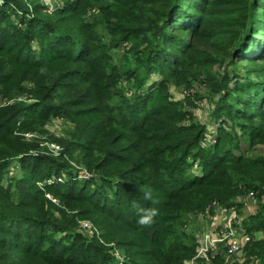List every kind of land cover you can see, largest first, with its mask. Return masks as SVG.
<instances>
[{"label":"trees","instance_id":"obj_1","mask_svg":"<svg viewBox=\"0 0 264 264\" xmlns=\"http://www.w3.org/2000/svg\"><path fill=\"white\" fill-rule=\"evenodd\" d=\"M14 1L0 5V97L26 100L0 104V264H185L193 212L250 190L259 200L241 220L252 236L241 264H264V152L254 151L264 0H63L50 11L36 1L30 12ZM171 85L186 94L174 98ZM205 88L218 96L217 126L201 147L206 128L190 108ZM54 119L69 123L65 135ZM34 130L60 143L56 156L22 134ZM133 201L158 209L150 226L138 225ZM209 257L195 262L227 264Z\"/></svg>","mask_w":264,"mask_h":264},{"label":"rangeland","instance_id":"obj_2","mask_svg":"<svg viewBox=\"0 0 264 264\" xmlns=\"http://www.w3.org/2000/svg\"><path fill=\"white\" fill-rule=\"evenodd\" d=\"M16 1L20 2L19 4L23 3L24 6H25V9L29 10L28 12H30V10H32V8H33L32 4L35 3L36 1L42 2V4L46 8V11H50V9H52L53 7L60 6L62 4L63 0H47V2H46V0H16ZM3 2H4V0H0V5L3 4ZM15 4L16 3H15L14 0H9L8 7H13ZM24 6L21 7L20 10H23L22 8H24ZM33 44H34V46H36L37 45V41H35V43H33ZM260 63L262 64V62H260ZM263 68H264V62H263ZM252 75H249V76L253 77ZM151 77L153 79H155V78L158 77V74H154L153 73V74H151ZM191 89L194 91V88H191ZM170 90L173 92L174 98H182L186 94V91H184L183 89H175L172 85H171ZM201 91L204 92L203 96L200 97L199 99H196L195 100L196 105L192 106L190 109H191V111H193V113L196 116V118L198 120H200V122L206 128L207 135H203L202 136V138L199 140V144H200L201 147H207L209 145H213L214 142H215V138H214V142L209 140V138H211L212 136H214L216 134V128L215 127L217 126V123L215 122V119H214L213 107H215V105H216V102L218 100L217 99L218 96H217V94H215V92H213L212 94H209L207 88H205L204 90H201ZM23 97H25V100H26V93L21 94V95L12 96L9 99H5V98L0 97V104L8 103V102H10L12 100H17V99L19 100V99H21ZM31 99L32 98H30V100ZM50 122H52V123H50ZM50 122H49L50 123V127L54 128L56 130L54 132V135L55 134L57 135L60 132L61 133L63 132V134L66 133L67 128L69 126V123L62 122L61 120H56V119H54V121H50ZM22 134L24 136H26V137H31V138L35 139L37 141L38 145H39V151L42 152V153H47V154H49L51 156H56L59 153L60 149H61L60 143L58 141H55V140H52V139L49 138V136L51 135L49 132L46 133V134H44V133L41 134L37 130H34V131H31V132L23 131ZM242 137H244V138L240 139L241 147H243L244 144L248 140V138H247L248 136H246L245 133H244V135ZM261 150H263V152H264V141H256L254 151L259 152ZM188 159L191 161L192 157H189ZM197 161L198 160L196 159V162ZM189 168H190L189 170L191 172H194V173H195V171L198 172V173L201 171V168L199 167V164H195V162H193V164H191V166ZM79 174H80V177H83V175H85L84 177H90L91 176L90 172H84L83 171V173H79ZM53 176H55V174H53ZM66 177H67V173H62L61 175L58 174L56 179L60 180V181H67ZM52 181H53V179L49 178L46 181V183L49 184ZM37 183H38L39 186H41V187L43 186L41 180H38ZM78 186H79V184H76L75 187L77 188ZM246 195H247V193L235 196L232 199L231 203L235 202V200H239L240 198L245 197ZM44 197L47 198V199H51L55 203L58 202V197L55 196L54 193L52 191H50V190H46L44 192ZM255 200H259V199L256 198ZM219 205H222V204L218 200L213 199L209 203H207L205 208L199 209L198 211L193 212V214L188 218L187 227L186 228H187L188 231L193 232V234L196 237L195 254L197 253V247H200V244H201L202 240L205 238V236L213 235V233H215L216 230L218 229L219 224L218 225L214 224L215 223V218L214 217L213 218H209V217H210L211 208H217V207H219ZM239 206H240L239 203H236V210H238ZM255 206L257 207V202H256ZM246 209L247 208H245L243 212L242 211L240 212L241 213L240 214L241 217L244 216L245 212H247ZM68 211H70L72 213H77L76 209H70ZM206 215H207V217H206ZM246 215H248V213H246L245 216ZM75 218H76V221L78 222L80 228L81 227H85V228L89 229L90 231H92L93 233L98 234V229L96 228V223H94L91 220V218H89V216L76 215ZM100 240H102V239H100ZM114 249H115V252L117 253L118 248H116L114 246ZM209 252L207 253V256H206L207 258L203 257L204 259L209 260L208 259ZM215 252L220 254V256L223 258L224 262H226L227 264H230V263L235 262V261H237L239 264L242 263V261L235 260L234 257L229 256V254L226 252L225 248H223L219 244L215 248V251L212 252L211 254L215 255ZM220 252L224 253V254H221ZM243 252H244V259H245V257L247 255L245 254L244 246H243ZM227 256L231 257V258H229L228 261L225 260V258ZM190 259H188L185 264H188ZM194 264H196V262Z\"/></svg>","mask_w":264,"mask_h":264},{"label":"built area","instance_id":"obj_3","mask_svg":"<svg viewBox=\"0 0 264 264\" xmlns=\"http://www.w3.org/2000/svg\"><path fill=\"white\" fill-rule=\"evenodd\" d=\"M209 140L214 142L213 136ZM245 197L255 198L256 195L254 191L250 190ZM239 200H235L231 205H219V208L222 210H230V215L222 224H219L218 229L213 235L205 236L200 247H197V253L190 259L188 264H194L197 257H206L209 251V254L214 252L218 244L225 248L229 256L234 257L235 260H244L243 245L252 236L241 226V220L244 216L241 217L238 210H236V203ZM262 200L264 201V196ZM255 201L258 206V200ZM256 208L254 205L252 211L254 212Z\"/></svg>","mask_w":264,"mask_h":264},{"label":"clouds","instance_id":"obj_4","mask_svg":"<svg viewBox=\"0 0 264 264\" xmlns=\"http://www.w3.org/2000/svg\"><path fill=\"white\" fill-rule=\"evenodd\" d=\"M46 71L47 70L44 67L40 69L41 74H44ZM141 190L143 191L144 200L153 199V190L150 187H145ZM132 208L135 210V213L138 216L137 223L140 226H150L154 222V218L159 214L158 209L151 207H143L135 201H133L132 203Z\"/></svg>","mask_w":264,"mask_h":264},{"label":"crops","instance_id":"obj_5","mask_svg":"<svg viewBox=\"0 0 264 264\" xmlns=\"http://www.w3.org/2000/svg\"><path fill=\"white\" fill-rule=\"evenodd\" d=\"M239 203V208H238V212L240 213L241 211L243 212L245 208L248 214L252 213V209L254 207V205H256V201H255V198H250V197H243L241 200L237 201ZM241 214V213H240ZM244 214V216H245ZM230 215V211L229 210H222L220 209L219 207L217 208H212L211 211H210V217L209 218H215V223L214 224H222L226 218ZM207 217V215H206ZM204 218V217H203ZM221 253V252H220ZM221 254H224V253H221ZM229 256H227L225 258V260H229ZM232 260V259H231ZM231 262V261H230Z\"/></svg>","mask_w":264,"mask_h":264}]
</instances>
